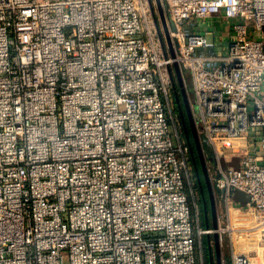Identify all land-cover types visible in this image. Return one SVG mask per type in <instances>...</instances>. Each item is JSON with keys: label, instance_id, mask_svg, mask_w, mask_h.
<instances>
[{"label": "built area", "instance_id": "obj_1", "mask_svg": "<svg viewBox=\"0 0 264 264\" xmlns=\"http://www.w3.org/2000/svg\"><path fill=\"white\" fill-rule=\"evenodd\" d=\"M161 3L174 57L156 0H0V264H206L215 233L230 264H264V0ZM176 63L226 208L216 230Z\"/></svg>", "mask_w": 264, "mask_h": 264}, {"label": "water", "instance_id": "obj_2", "mask_svg": "<svg viewBox=\"0 0 264 264\" xmlns=\"http://www.w3.org/2000/svg\"><path fill=\"white\" fill-rule=\"evenodd\" d=\"M156 4H157V8H158V12L161 18V21L164 25V29H165V33H166V40L167 43L170 47V51H171V55L172 57H174V52H173V48H172V43H171V39H170V35L168 33V27L166 24V19H165V12H164V8L162 6L161 0H156ZM157 22V21H156ZM174 70L176 73V78H177V85L174 83V90H175V97H176V103L178 106V109L181 113V117H182V121L184 124V128L186 131V135H187V139L191 145V152H192V157L195 160V153L199 159L200 165H201V173H202V177L204 178L205 181V185L207 187V191H208V199L209 201L206 200V197L204 196V206H205V219H206V227H210V223L208 222V208H207V202H209L210 205V214L213 220L212 223V227L214 230H216L218 228V220H217V215H216V203H215V197H214V190L211 184V180L207 171V167H206V158L203 152V146L201 144L200 138L198 136L196 127H195V123H194V119H193V115H192V111H191V107H190V103H189V97H188V93L185 87V83H184V79L181 73V69L179 67V65L176 63L174 65ZM179 88L180 94H181V99L178 96V91L177 89ZM184 111L186 114V118L188 120V124L191 130V134H192V139L190 138L188 131H187V127H186V121H185V116H184ZM195 150H194V148ZM196 174L198 177V181L199 183L201 182V175L199 172V169L196 167ZM209 239V237H208ZM214 244H215V256H213L212 251H210V260H211V264H223L222 263V254H221V244H220V237L217 233L214 234Z\"/></svg>", "mask_w": 264, "mask_h": 264}, {"label": "rangeland", "instance_id": "obj_3", "mask_svg": "<svg viewBox=\"0 0 264 264\" xmlns=\"http://www.w3.org/2000/svg\"><path fill=\"white\" fill-rule=\"evenodd\" d=\"M203 25L202 27H205V29H208L209 31H216L217 34H221L223 39H224V43L227 44L228 43V38H229V26H224L223 23H220L218 21H216V23L213 21V19L207 20L202 22ZM201 25V23H200ZM227 28V30L225 29ZM200 27H197L195 30H200ZM209 40H214L215 37L213 35L208 36ZM185 85H186V89L190 92L189 97H193V81L191 78V74L189 71H186L185 74ZM197 107H195V110ZM206 158V157H205ZM213 162H211L210 160H208L206 158V167H207V171L208 174L210 176V170H212L213 167ZM239 166V159H233L230 163H224L223 164V168L224 169H229V168H238ZM195 179V178H194ZM212 184V183H211ZM194 193H195V199H196V203L198 204L199 207V211L201 214V198H200V194L196 189V180H194ZM213 187V185H212ZM214 189V188H213ZM218 193H215L214 190V197H215V203H216V215H217V220L218 223H223L226 224L227 223V218H226V208H225V204L223 202H221L219 200V198L217 197ZM235 201L238 203H244L246 201V198L242 195H238L237 197H235ZM209 222L210 225L212 226L213 220L211 215H209ZM221 254H222V263L223 264H230L231 263V249H230V243H229V239L228 237L225 235L222 239L221 242Z\"/></svg>", "mask_w": 264, "mask_h": 264}, {"label": "trees", "instance_id": "obj_4", "mask_svg": "<svg viewBox=\"0 0 264 264\" xmlns=\"http://www.w3.org/2000/svg\"><path fill=\"white\" fill-rule=\"evenodd\" d=\"M177 91H178V96L181 99V94H180L179 88L177 89ZM177 112H178V114L181 117V113H180V111L178 109V106H177ZM184 116H185V121H186V127H187L188 134H189L190 138L192 139V134H191V130H190V127H189V124H188V120L186 118L185 111H184ZM181 120H182V117H181ZM184 136L187 138L185 128H184ZM193 148H194V146H193ZM194 150H195V148H194ZM192 166H193V169H194V172H195L196 189H197V191L200 194V198L202 197V194L203 193H201L202 191H201V188H200V185H199V181H198V177H197V174H196V167L199 169V172H200V175H201V182H202V185H203V188H204V193L208 197V193H207L206 186H205V183H204L205 181H204V178L202 177V173H201V165H200V162H199V159H198L196 153H195V160L192 157ZM200 202H201V223H202V226L206 227L205 206H204V203H203L202 198H201ZM203 242H204L205 261H206V264H211V261H210L209 241L205 237V239H204Z\"/></svg>", "mask_w": 264, "mask_h": 264}, {"label": "flooded vegetation", "instance_id": "obj_5", "mask_svg": "<svg viewBox=\"0 0 264 264\" xmlns=\"http://www.w3.org/2000/svg\"><path fill=\"white\" fill-rule=\"evenodd\" d=\"M204 183H205V182H204ZM199 185H200V188H201V191H202L201 193H203V194H202V197H201L202 200H203V203H204V196L206 197V200L209 201V199H208L209 197H207L206 194L204 193V188H203L202 183H199ZM205 186H206V185H205ZM206 190H207V187H206ZM207 193H208V191H207ZM203 195H204V196H203ZM207 203H208V204H207V208H208V211H209V212H208V219H209V215H211V214H210V205H209V202H207ZM210 261H211V260H210ZM214 264H215V263H214Z\"/></svg>", "mask_w": 264, "mask_h": 264}, {"label": "crops", "instance_id": "obj_6", "mask_svg": "<svg viewBox=\"0 0 264 264\" xmlns=\"http://www.w3.org/2000/svg\"><path fill=\"white\" fill-rule=\"evenodd\" d=\"M238 195H242V196H244V197L246 198V195H245L244 193L239 192V193L236 194V197H237ZM246 199H247V198H246Z\"/></svg>", "mask_w": 264, "mask_h": 264}]
</instances>
